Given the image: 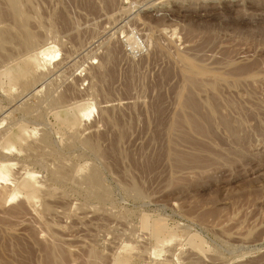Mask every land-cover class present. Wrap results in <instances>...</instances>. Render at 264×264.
I'll return each instance as SVG.
<instances>
[{
	"label": "rangeland",
	"instance_id": "obj_1",
	"mask_svg": "<svg viewBox=\"0 0 264 264\" xmlns=\"http://www.w3.org/2000/svg\"><path fill=\"white\" fill-rule=\"evenodd\" d=\"M18 2L0 264H264V0Z\"/></svg>",
	"mask_w": 264,
	"mask_h": 264
},
{
	"label": "bare ground",
	"instance_id": "obj_2",
	"mask_svg": "<svg viewBox=\"0 0 264 264\" xmlns=\"http://www.w3.org/2000/svg\"><path fill=\"white\" fill-rule=\"evenodd\" d=\"M147 1V0H146ZM8 2H9V4H10V6H11V11H12V13H13V16L15 17V19H17L18 20V18L19 17H22V15H24V14H22V15H20V10L19 9H21V8H18V6L17 5H20L21 3H19L18 2V0L16 1V0H8ZM25 2V1H24ZM165 3V2H164ZM20 7H21V5H20ZM22 11V10H21ZM23 12V11H22ZM24 20H26V19H24ZM29 21V20H28ZM17 22H19V21H17ZM21 22V21H20ZM25 22V21H24ZM24 28V27H23ZM23 28H21V30L23 29ZM10 31V30H9ZM25 32V31H24ZM10 33H11V31H10ZM10 33H7V32H0V49H2V48H4L3 46L5 45V44H7V43H10L12 40H14L13 39V36L10 34ZM13 34V33H12ZM25 35H24V37H22L23 38V40H20V41H22L21 43L23 44V48H27V50L28 49H30V48H35L36 46L39 48V49H37L38 50V54H37V57L38 58H40L42 61L43 60H46V59H43V57L44 56H47V54L48 53H50L52 50L54 51V49H55V46L54 45H50V44H42V46L41 45H38V38H37V36H35L34 34H32V33H29V32H25L24 33ZM18 41V40H17ZM22 46V45H21ZM40 46V47H39ZM22 49V48H21ZM44 62H46V61H44ZM49 64H50V62H49ZM47 64H45V66H46ZM50 69V68H49ZM43 71V70H42ZM84 109V108H83ZM93 110H95L93 107L91 108V109H84V111H82V113H81V115H82V117H84V116H90V114H91V112L93 111ZM15 111V110H14ZM90 143V142H89ZM92 145V144H91ZM93 146V145H92ZM90 147V146H89ZM92 148H94V147H92ZM98 150V149H97ZM63 170V169H62ZM95 173V172H94ZM95 176V175H94ZM27 179H32V174H28L27 173ZM92 177H93V175H92ZM94 178V177H93ZM0 179H4V167L3 168H0ZM94 180V179H93ZM97 181V180H96ZM139 196V195H138ZM158 229H159V231H161L162 229H163V227H161V226H159L158 225ZM174 237V236H173ZM173 237H171L170 238V241H172V239H173ZM166 240H168V239H165V240H163V244L165 243L164 241H166ZM174 241V240H173ZM168 243H171V242H168ZM166 244H167V242H166ZM155 252H156V250H154ZM155 252H153L154 254L153 255H157V254H155ZM96 258H98L97 257V255L95 256ZM96 258H94V257H92V259H95V260H93V262L95 263V264H97L99 261H100V259H96ZM54 262L56 263L57 262V257L55 256L54 257ZM97 260H99L98 262H97ZM52 263V262H51ZM94 263H91V264H94ZM100 263V262H99ZM98 263V264H99ZM102 264V263H101Z\"/></svg>",
	"mask_w": 264,
	"mask_h": 264
}]
</instances>
